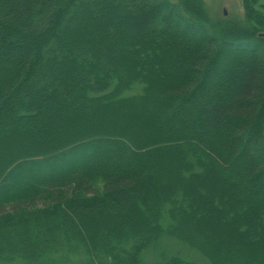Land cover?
<instances>
[{
	"label": "trees",
	"instance_id": "trees-1",
	"mask_svg": "<svg viewBox=\"0 0 264 264\" xmlns=\"http://www.w3.org/2000/svg\"><path fill=\"white\" fill-rule=\"evenodd\" d=\"M261 34L201 0H0V264H264Z\"/></svg>",
	"mask_w": 264,
	"mask_h": 264
},
{
	"label": "rangeland",
	"instance_id": "rangeland-1",
	"mask_svg": "<svg viewBox=\"0 0 264 264\" xmlns=\"http://www.w3.org/2000/svg\"><path fill=\"white\" fill-rule=\"evenodd\" d=\"M204 10L207 12L208 17L213 22H228L231 25L237 26L241 29H252L258 28L260 33H264L262 29L259 28L256 22L250 21L247 19L243 0H201ZM255 11L264 16V0H257ZM117 120H120L118 117ZM205 227V225H204ZM209 230V226L205 227V229ZM204 230V229H203ZM206 231V230H204ZM206 233V232H205ZM211 233V231H210ZM216 234H220L217 232ZM169 250H173L174 253L180 252L185 256H190L189 252L180 248V246L176 243H170ZM190 258L197 260L199 263H204V260L200 257H192ZM151 261V260H150Z\"/></svg>",
	"mask_w": 264,
	"mask_h": 264
},
{
	"label": "water",
	"instance_id": "water-1",
	"mask_svg": "<svg viewBox=\"0 0 264 264\" xmlns=\"http://www.w3.org/2000/svg\"><path fill=\"white\" fill-rule=\"evenodd\" d=\"M260 37H261V38H264V34H261Z\"/></svg>",
	"mask_w": 264,
	"mask_h": 264
}]
</instances>
